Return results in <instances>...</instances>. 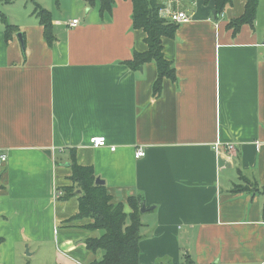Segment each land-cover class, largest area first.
Wrapping results in <instances>:
<instances>
[{
	"label": "crops",
	"instance_id": "0c3cea01",
	"mask_svg": "<svg viewBox=\"0 0 264 264\" xmlns=\"http://www.w3.org/2000/svg\"><path fill=\"white\" fill-rule=\"evenodd\" d=\"M246 4L165 5L162 16L191 18L162 39L176 79L157 94L156 61L128 63L149 49L131 0L111 12L99 0H0V264L104 254L87 248L99 231L75 218L78 195H55L73 186L74 161L93 166L127 213L132 196L149 208L141 263L264 264V0L235 32ZM38 5L51 13V43ZM101 135L107 146L95 147Z\"/></svg>",
	"mask_w": 264,
	"mask_h": 264
},
{
	"label": "trees",
	"instance_id": "16d2710c",
	"mask_svg": "<svg viewBox=\"0 0 264 264\" xmlns=\"http://www.w3.org/2000/svg\"><path fill=\"white\" fill-rule=\"evenodd\" d=\"M86 3L94 5L96 0H85ZM133 3V26L146 32V42L149 47L143 53H136L134 59L128 63L133 68L141 67L145 62L156 61L158 67V79L154 90L159 94L164 78L176 79L175 67L173 63L166 59L164 55L163 37L176 35L179 23L164 17L161 10L165 8L167 0H131ZM208 1V0H206ZM216 2L215 11L221 13L233 0H214ZM101 11L111 12L114 7V0H99ZM260 0H247L246 10L243 17L230 23L235 32L245 23L253 25L256 11ZM44 25V35L49 43L54 40L52 34L53 20L51 13L43 6L38 5L35 11ZM10 29V25L7 24ZM10 36V35H7ZM73 174L72 187H66L67 191L61 198H70L74 194L78 195L79 212L75 218H91L87 229L98 230L97 236L89 237L86 241L88 250L96 252L102 250V258H94L89 264H143L140 262V241L141 228V206L143 199L139 196L129 198L133 211L127 213L124 203L113 201L112 195L108 193L105 184L96 183V175L93 166H82L76 161L71 164ZM74 188L80 189L74 192ZM150 264V263H149ZM152 264H197L189 255L183 262L174 263L164 261Z\"/></svg>",
	"mask_w": 264,
	"mask_h": 264
},
{
	"label": "built area",
	"instance_id": "2783aa9c",
	"mask_svg": "<svg viewBox=\"0 0 264 264\" xmlns=\"http://www.w3.org/2000/svg\"><path fill=\"white\" fill-rule=\"evenodd\" d=\"M168 18H170L171 20H174L175 22L179 23V24H182V23H186V21L190 20L191 16H189L188 12L186 11H183V10H179V9H174V10H171V12H168V15H167ZM79 23V20L78 19H73L70 24L71 25H77ZM262 43L264 45V38L262 40ZM94 145L95 147H102V146H107V137L104 136V135H101V137H97L94 141ZM230 150L234 149V146L233 144H229L227 146ZM110 149L111 150H115L116 147L115 146H110ZM136 156L137 158H141V157H144L146 156V151L145 149L139 147L137 149V152H136ZM1 160L2 161H5L6 160V155H1ZM64 193L61 191V190H57L56 192V196L59 198L61 197V195H63Z\"/></svg>",
	"mask_w": 264,
	"mask_h": 264
},
{
	"label": "water",
	"instance_id": "95a60500",
	"mask_svg": "<svg viewBox=\"0 0 264 264\" xmlns=\"http://www.w3.org/2000/svg\"><path fill=\"white\" fill-rule=\"evenodd\" d=\"M17 35H19L20 37H22L21 34H17ZM22 43H23V39H22ZM23 45H24V43H23ZM141 70H142V67H141ZM96 183H97V184H100V185H103V184H105V180H101L99 177H97V178H96ZM78 191H80V190H78ZM141 208H142V209H141L142 212H146L147 209H149V208H146V205H145V204H143V206H142ZM151 208H152V207H151Z\"/></svg>",
	"mask_w": 264,
	"mask_h": 264
},
{
	"label": "rangeland",
	"instance_id": "374dc122",
	"mask_svg": "<svg viewBox=\"0 0 264 264\" xmlns=\"http://www.w3.org/2000/svg\"><path fill=\"white\" fill-rule=\"evenodd\" d=\"M183 3H186V0H167V1H166V4H173V5H175L176 7H179V5H180V4H183ZM99 251L103 253L102 250H99ZM103 255H104V254H103ZM103 255H101V257H99V258H102Z\"/></svg>",
	"mask_w": 264,
	"mask_h": 264
}]
</instances>
